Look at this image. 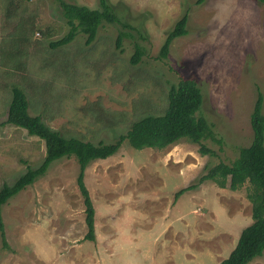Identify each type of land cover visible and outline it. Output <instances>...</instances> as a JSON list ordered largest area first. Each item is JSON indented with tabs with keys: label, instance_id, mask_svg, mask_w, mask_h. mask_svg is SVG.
Segmentation results:
<instances>
[{
	"label": "rangeland",
	"instance_id": "1",
	"mask_svg": "<svg viewBox=\"0 0 264 264\" xmlns=\"http://www.w3.org/2000/svg\"><path fill=\"white\" fill-rule=\"evenodd\" d=\"M99 9L100 0H66ZM123 23H103L86 46L50 43L70 27L56 0H0V188L45 158V143L25 129L3 125L12 88L29 113L65 137L112 143L147 115H162L168 92L193 79L201 114L219 144L182 139L165 149H135L125 141L113 156L92 162L85 184L95 208V241L85 239V205L75 158L53 163L34 185L2 210L0 264H221L253 223L249 183L237 191L201 182L220 163L230 165L253 141L251 114L264 95V3L259 0H107ZM188 14L187 34L161 49ZM126 32L117 47L120 32ZM137 47L143 55L131 64ZM196 186L178 195L180 190ZM208 240L205 243L203 240ZM210 248L202 261L195 250ZM210 251V252H211ZM231 253V252H230ZM249 264H264V253Z\"/></svg>",
	"mask_w": 264,
	"mask_h": 264
},
{
	"label": "trees",
	"instance_id": "2",
	"mask_svg": "<svg viewBox=\"0 0 264 264\" xmlns=\"http://www.w3.org/2000/svg\"><path fill=\"white\" fill-rule=\"evenodd\" d=\"M30 1V0H20ZM62 10V15L70 27L62 38L50 43L53 49L71 43L81 32L85 35L86 46H91L103 23L120 24L124 29H134L130 24L123 23L114 8L107 0H100L99 9H90L84 5L56 0ZM264 3V0H259ZM188 14L177 21L169 33L161 49V56L166 57L173 41L187 34ZM128 33L122 31L117 37V47ZM143 55V50L137 47L131 64L136 65ZM12 100L8 107L7 119L3 125H13L25 129L30 136H36L45 143L46 155L42 163L28 167L12 184H4L0 188V233L4 247L8 246L6 231L2 218L3 207L22 191L34 185L43 178L57 160L75 158L80 172L77 185L85 205V222L88 233L86 240L95 241V208L86 187L84 178L88 166L96 160H104L115 155L125 141L135 149H165L182 139L200 145L202 155H215L204 142L212 140L219 144L214 125L199 114L203 106V93L193 79H183L172 85L168 92V107L162 115H147L133 122L126 132L112 143H93L77 137H65L48 126L40 116L29 113V100L25 92L14 86ZM253 141L247 147L239 150V156L230 164L220 163L211 168L201 178V182L213 181L219 188L237 191L249 183L248 198L252 203L253 223L245 228L229 257L221 264H249L264 253V95L260 89L251 114ZM196 186L180 190L178 195Z\"/></svg>",
	"mask_w": 264,
	"mask_h": 264
},
{
	"label": "crops",
	"instance_id": "3",
	"mask_svg": "<svg viewBox=\"0 0 264 264\" xmlns=\"http://www.w3.org/2000/svg\"><path fill=\"white\" fill-rule=\"evenodd\" d=\"M205 243H208V240H203ZM233 250V249H232ZM197 253H198V255H202V254H206L205 252H208L207 253V255H204V256H202V257H200V258H202V261H205V260H207V259H212L214 256H213V253H212V251L210 250V248L208 249V248H204L203 250H195ZM211 251V252H210ZM231 252V251H230ZM230 252H229V254H230ZM206 262V261H205Z\"/></svg>",
	"mask_w": 264,
	"mask_h": 264
}]
</instances>
